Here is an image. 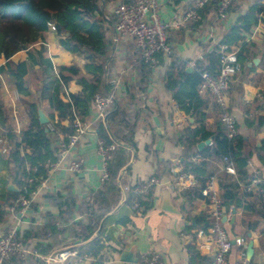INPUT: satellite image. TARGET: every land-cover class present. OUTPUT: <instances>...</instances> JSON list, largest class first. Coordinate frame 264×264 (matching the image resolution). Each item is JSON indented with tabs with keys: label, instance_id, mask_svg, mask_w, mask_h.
<instances>
[{
	"label": "crops",
	"instance_id": "crops-1",
	"mask_svg": "<svg viewBox=\"0 0 264 264\" xmlns=\"http://www.w3.org/2000/svg\"><path fill=\"white\" fill-rule=\"evenodd\" d=\"M131 1L133 0L104 1L105 26L111 28L109 42L106 43L108 52L103 56V60L90 64L91 70L85 66L88 63L86 54L73 53L61 47L59 42L64 36L56 33L54 22H48L47 30L42 34L34 35L29 31L21 33L12 41H7V35L0 31V65L11 61L14 64L26 62L31 67L25 76V79L28 78L26 93L10 88L5 77L0 74L1 94L10 104V119L18 136L17 140L21 127L27 125L29 121L27 115L29 104L35 105L36 112L41 109L49 122L58 120L57 111L51 110L46 96H40L44 77L42 70L46 65L51 67V72L46 76L48 78L52 77V74L57 76L54 67L57 70L60 66L73 64L79 66L81 75L86 79L99 77V91L105 92L107 88L109 92L113 91L115 99L120 100L121 109L116 118L109 120L107 112L105 117L97 119L96 113L90 107L88 115L84 118L91 123V127L81 136L68 157V159L75 157L81 160L80 172L58 170L51 175L48 178V188L41 192L30 208L28 222L22 223L19 228L18 235L25 246L36 249L38 255H28L25 259L10 257L6 264H93L96 259L87 254H83L87 258L82 261H79L78 257H71L63 262L56 260V253L70 245H76L78 249L97 236L104 246L100 252L101 264H137L142 254L152 250L160 253L165 264H209L207 253L194 245L189 246L190 242L187 240L191 236L193 229L191 227H196L195 219L202 216L206 218L213 207L209 199L203 195L204 199L197 198L191 206L182 210L184 190L178 191L168 186L172 175L169 169L171 165L173 167L175 160L180 161L188 153L180 141V135L184 131L202 126L210 134L209 139L199 140L198 146L202 141H210L211 137L225 131V128L220 119L219 108L211 94L204 92L199 95L198 100L190 101L185 92H180L185 88V84L183 77L177 74L178 66L172 64L173 61L176 63L187 61L188 64V61L196 59L203 51H210L214 46H217L215 49L217 54L220 41L239 23L238 18L254 3L259 2L264 5V0L233 1L223 21L216 16L210 24L206 20L199 24L189 21L178 28H168V40L173 45V54L168 57L160 55L159 65L154 69L140 66L134 40L115 35L114 24L110 22L111 19L115 21L113 9L120 3ZM158 2L160 15L165 21L172 23L181 11L195 9L196 0H158ZM205 21L207 24L204 23ZM256 25L250 28V32L241 33L243 40L228 44L229 49H238L240 59L238 60L243 63L241 71L232 77L227 95L228 111L237 121V133L242 142L236 150V155H227L234 162L235 175L224 171L225 162L222 157L210 155L206 159V174L207 177L214 176L212 191L218 198L222 174L232 176L239 182L245 181L249 162L260 170L264 178V125L258 126L260 116H264V23H259L258 30L255 29ZM41 42L47 43V49ZM3 43L8 49V56L4 53ZM243 44L244 50L239 55ZM11 46L16 47L14 52L9 51ZM186 71L190 73L193 68L187 65ZM168 75H172L175 80L172 87L169 86L171 80L168 79ZM81 89L80 84L71 81L67 87L62 86L58 97L65 102L69 101V94H77ZM14 91L19 95L15 103L16 120L11 108ZM190 102L196 104L197 112L191 107L187 108ZM15 121L18 123V131ZM60 123L66 126L68 121L65 119ZM98 127L105 130L113 143L122 145L127 150L126 163L117 176L120 198L113 209L101 218L87 240L79 242L72 228H65L61 232L54 230L50 235L46 231L51 222L63 219L59 218V208L55 199L57 195H62L61 198L66 196L74 198L73 213H78L77 208L80 209L79 211L82 208L80 205L82 194L95 191L100 186V160L96 151L97 142L100 141ZM115 135L130 137L131 142H123ZM208 143L201 149L196 146L197 150L202 151L212 145ZM23 152L30 153V150L26 148ZM171 170L173 171V168ZM12 171L11 158L0 153V209L5 214L4 220L0 221V234L8 231L10 221L8 207L14 199V193L18 192ZM152 176L160 177L159 181L163 184V186L155 185V199L152 206L141 212L135 208L136 204H126L127 189L124 188L142 184ZM163 188L170 191L179 212L158 208V194ZM237 192L241 195H235L228 204H222L219 198L220 209L223 212L221 222L233 242L227 256V264H264V202H261L259 197H252L254 194H244L240 188H237ZM73 213V217L69 218L71 221L86 222L84 215H79L81 218L76 219L78 215L75 216ZM68 225L69 223L66 222L64 227ZM236 239L241 240L240 244L235 242ZM250 242L252 251L248 254L247 248ZM123 250L130 251L137 261H122L120 254Z\"/></svg>",
	"mask_w": 264,
	"mask_h": 264
},
{
	"label": "trees",
	"instance_id": "trees-1",
	"mask_svg": "<svg viewBox=\"0 0 264 264\" xmlns=\"http://www.w3.org/2000/svg\"><path fill=\"white\" fill-rule=\"evenodd\" d=\"M104 1L0 0V13L2 14L0 17V31L7 35V41H12V39L17 38L21 33H28L29 31L33 32L34 35L42 34L47 30V23L54 22L56 33L64 36V39H60L59 42L61 47L73 53L81 52L82 55L86 54L88 63L85 64V66L89 67V70H91L90 64L103 60V56H106L108 52L106 43L109 42L108 38L111 34V28L105 26ZM13 8H15L14 12ZM199 13L201 15V20L194 24H199L203 20H206L209 24L212 23L216 18L215 3L212 0H208L199 9ZM115 21L113 19L110 20L113 24ZM206 21L204 22L205 24H207ZM238 22L237 25L229 30L230 33L225 35V38L220 41L221 44H235L244 39L241 33L250 32V28L256 25L257 22L264 23V5L259 2L254 3L244 15L238 18ZM3 46L4 53L8 56V49L5 43H3ZM244 46V44L241 45L239 55L243 52ZM216 48L217 46H214L208 52L203 51V59L200 61L197 60L196 68H193V71L190 73L186 71L188 65L187 61L177 63L173 61L172 65L178 66L177 74L183 77L185 84V88L181 89L180 92H185L190 101H196L200 97V94L197 92L198 84L201 81L200 73L202 71H208L215 75L219 68L218 54L215 53ZM15 50V46H11L9 49L10 52H14ZM139 62L141 63V67L145 66L149 68L140 59ZM96 67L98 68V65ZM30 70L31 67L26 62L14 64L11 61H7L0 65V74L5 77L8 86L17 89L20 93H26L27 91L25 86L28 84V78L25 79V76ZM49 72H51V67L47 65L44 66L42 70L44 77L42 86L40 87V96L45 95L51 110L54 109L57 111L58 120L55 122L56 132H49L46 129V124L39 123L35 105L29 104V110H27L29 121L27 125L21 127L19 140H17L18 136L13 129V124L10 119V104H8V99L1 94L2 83L0 79V133L6 137L11 146L7 156L12 160L13 179L17 183L18 188H22L23 185L26 184L27 178L31 175V172L26 169L27 165H38L47 159H54L56 146L53 147V144L56 139L59 136H66L72 132V109L82 120L86 121L84 117L88 115L92 97L95 92L99 91V77L86 79L81 75L80 68L76 64L58 67L57 76H53L52 74V77H46ZM168 76V79L171 80L169 86L172 87L175 80L171 77L172 75ZM71 81L80 84L82 89L77 94H69V101L65 102L58 97V94L62 86L67 87ZM107 89L108 90H105V92H99L106 95L110 93L109 88ZM174 94H176V91H174ZM119 101L120 100L115 99L114 102L108 106L107 113L109 115V120L118 116L121 110L119 108ZM195 105L194 102H190L187 108L191 107L194 112H197L198 107ZM65 119L68 121V124L63 126L60 122ZM260 125H264V116H260L258 120V126ZM98 128L100 131V141L105 145L115 144L108 138L104 129L101 130L100 127ZM115 136L123 140V142H131V132L129 138L119 137L118 135ZM209 137L210 134L206 132L202 126L196 129L186 130L180 135V141L188 152L180 159V163L183 169L192 173L196 180L193 187L185 189L182 192V197L184 198L181 206L182 210L189 205L191 206L195 199H204L202 189L205 187V182L207 180L206 161H192L190 157L197 153L206 158L210 155H216L222 158L229 154L233 156L236 155V150L242 142V139L238 137V133L234 138L229 139L226 132L222 131L211 137L212 145L210 147L207 146L202 151L197 150V142L201 139H209ZM234 142H236V144H234ZM26 148L30 150V153L23 152ZM126 151L127 150L122 145L115 144V149L111 153V159L107 165L108 180L101 183L99 188L95 191L83 193H87L88 198L91 199L92 202L82 197L80 201L82 208L81 211L77 208L78 213H73V211H75L74 198L70 196L61 198L62 195H57L55 199L57 200V206L59 208V218L63 219L52 221L46 233L52 235L54 230L61 232L65 228H72L75 230L76 239L79 242L87 240L93 234L101 218L113 209L120 198L117 176L119 170L126 163ZM171 168L172 165L170 166L169 172L173 174ZM41 175L45 176L44 170L42 169L36 173V176ZM154 177L160 180V177ZM225 177L226 182L224 183ZM221 179L219 198L222 204H228L234 199L235 195H241V193L237 192V188H239L238 181L225 173L222 174ZM141 186L142 184H138L127 188L125 203L128 205L136 204L135 208L138 211L145 212L152 206L155 199V184L147 186V188L140 193L135 191V187ZM30 187L33 188L34 184H31ZM244 194H254L252 197L261 198V194L258 191ZM17 195L18 192L14 193V197ZM72 213L75 216L84 215L87 219L86 222L81 220L75 222L71 221L69 218L73 217ZM4 216V212L0 209V221L4 220ZM124 220H121V222H124ZM66 222H68L69 225L64 227ZM56 223H58V225H56ZM195 224L196 227H191V229L193 228L191 232L192 240L189 246H195L194 231L198 228L206 229L209 225L205 216L197 217L195 219ZM103 248L104 246L100 242V237L97 236L86 245L78 247V254L81 256L87 254L96 259L93 264H101L102 256L100 252ZM12 257L19 258L18 256Z\"/></svg>",
	"mask_w": 264,
	"mask_h": 264
},
{
	"label": "built area",
	"instance_id": "built-area-1",
	"mask_svg": "<svg viewBox=\"0 0 264 264\" xmlns=\"http://www.w3.org/2000/svg\"><path fill=\"white\" fill-rule=\"evenodd\" d=\"M208 0H196L195 9H186L179 13L176 19L169 23L165 21L159 13L158 0H133L127 3H120L113 9V14L116 21L113 25L115 35L119 37L132 38L135 42L136 51H138V58L149 68H156L159 65V56H171L173 54V45L168 40V28H178L189 21L198 22L201 20V15L198 12ZM216 5V16L220 20H225L227 17V10L230 4L235 0H212ZM260 23V22H259ZM259 23L255 29L258 30ZM47 49L48 45L41 42ZM238 49L231 50L228 45L222 43L217 50L219 68L215 75L208 71L200 73L201 81L198 84L197 92L202 94L207 92L211 94L219 108L220 119L224 125L226 135L229 139L237 135V121L232 113L228 111L227 95L230 88V82L234 75L239 73L242 69V64L237 57ZM203 54H199L196 59L188 61V65L196 68L197 60H202ZM54 72L57 75V70L54 67ZM18 92L14 91L11 97V108L14 119L16 120V100L18 99ZM114 92L103 95L100 92H95L91 108L96 113V118L101 119L105 117L107 108L115 100ZM16 123V130L18 131V123ZM91 127V123L82 120L77 113L72 109V132L66 136H59L55 141L56 151L54 159H47L38 165L28 166L26 169L31 172L27 178L26 184L22 188H18V195L14 197L12 203L8 207L10 212L9 228L5 234H0V264H6L7 260L12 256H18L25 259L28 255L37 256L36 249L26 247L21 238H19L18 231L22 223L28 222L30 208L36 201L41 192L48 188V178L58 170H67L71 173H78L81 170L82 162L78 158H70L69 154L83 136ZM46 129L55 133V122H48ZM212 144V140L209 141ZM9 145L6 137L0 133V153L7 155ZM115 149V144L105 145L102 141L97 142L96 151L100 160V184L108 180L107 165L111 159V153ZM69 160L67 165L65 161ZM199 153L190 157L192 161L204 160ZM223 160L224 171L229 174H236L234 162L228 156H224ZM173 174L169 180V187L176 190H185L193 187L196 180L192 173L185 171L180 161L175 160L173 164ZM42 169L45 176H36V173ZM247 175L245 181H238L239 188L244 193H252L258 191L261 194V202H264V178L261 176L259 169L255 168L250 162L247 165ZM214 176L207 177L206 186L202 189V195L207 197L212 205V209L208 212L206 220L209 225L206 229L198 228L194 231V244L202 251L207 253L209 264H227V256L231 251L233 242L226 233L221 218L223 212L220 209L221 201L212 191V183ZM34 184L31 188L30 185ZM150 184L162 185L161 181L154 176L150 177L148 181L142 183L141 187H136L135 191L139 193L144 191ZM124 189H127L125 187ZM89 202L88 194H82ZM78 216L76 219H80ZM58 225V223H56ZM192 236H189L187 241H191ZM238 244L241 240L236 239ZM71 257H78L79 261L84 260L85 255L78 254L76 245H70L56 253V260L66 261ZM137 264H165L159 252L152 250L147 254H142Z\"/></svg>",
	"mask_w": 264,
	"mask_h": 264
},
{
	"label": "water",
	"instance_id": "water-1",
	"mask_svg": "<svg viewBox=\"0 0 264 264\" xmlns=\"http://www.w3.org/2000/svg\"><path fill=\"white\" fill-rule=\"evenodd\" d=\"M190 71V69H188ZM38 121L41 124H47L49 122L48 117L43 113L41 109H38ZM209 141H202L198 144V148L201 149L205 144H207ZM158 208L164 211L169 212H179L176 205L174 204V201L171 197L170 191L167 188L161 189V191L158 194ZM100 230H98L99 233ZM252 243L250 242L247 248V253L249 254L252 251ZM120 259L122 261H128V262H136L137 258L133 256V254L130 251L123 250L120 254Z\"/></svg>",
	"mask_w": 264,
	"mask_h": 264
},
{
	"label": "rangeland",
	"instance_id": "rangeland-1",
	"mask_svg": "<svg viewBox=\"0 0 264 264\" xmlns=\"http://www.w3.org/2000/svg\"><path fill=\"white\" fill-rule=\"evenodd\" d=\"M170 42V41H169ZM171 43V42H170Z\"/></svg>",
	"mask_w": 264,
	"mask_h": 264
}]
</instances>
